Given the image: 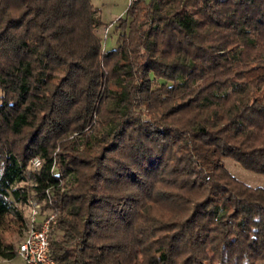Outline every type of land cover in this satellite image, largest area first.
Here are the masks:
<instances>
[{
    "label": "trees",
    "instance_id": "16d2710c",
    "mask_svg": "<svg viewBox=\"0 0 264 264\" xmlns=\"http://www.w3.org/2000/svg\"><path fill=\"white\" fill-rule=\"evenodd\" d=\"M197 1L130 2L107 50L92 0H0V259L35 199L57 264H264L224 161L264 174V0Z\"/></svg>",
    "mask_w": 264,
    "mask_h": 264
},
{
    "label": "rangeland",
    "instance_id": "374dc122",
    "mask_svg": "<svg viewBox=\"0 0 264 264\" xmlns=\"http://www.w3.org/2000/svg\"><path fill=\"white\" fill-rule=\"evenodd\" d=\"M150 1V0H146ZM95 7L98 9L99 14L104 22V25L97 29V33L103 38V46L105 49H111L116 45L118 37V29L116 28V20L125 15V12L130 4V0H92ZM197 8L200 11H210L214 13V19L211 22L212 27L217 26L218 14L212 6L211 0H198ZM114 23V26L110 25ZM108 29V30H107ZM225 164L229 171L235 175L239 180L251 186H263L264 185V174H259L253 171H250L244 168L240 163L234 159L228 157L224 159ZM33 200V199H31ZM41 217L47 213H55L50 207L43 210V203H41ZM24 218L28 219L30 214L29 204L22 207ZM26 229L23 227L20 241L22 240ZM0 264H24L23 259L18 255L15 259L12 260H3L0 259Z\"/></svg>",
    "mask_w": 264,
    "mask_h": 264
},
{
    "label": "built area",
    "instance_id": "2783aa9c",
    "mask_svg": "<svg viewBox=\"0 0 264 264\" xmlns=\"http://www.w3.org/2000/svg\"><path fill=\"white\" fill-rule=\"evenodd\" d=\"M135 0H130V2ZM108 30V29H107ZM33 167H39L41 160L35 157ZM30 214L26 221L24 238L19 244V255L24 264H57L51 256L50 235L57 222L55 213L41 217V203L33 199L29 202Z\"/></svg>",
    "mask_w": 264,
    "mask_h": 264
}]
</instances>
